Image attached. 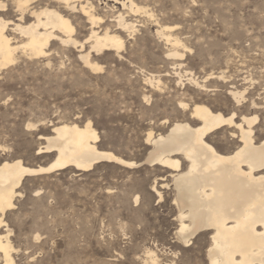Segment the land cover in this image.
I'll return each mask as SVG.
<instances>
[{
	"label": "rangeland",
	"instance_id": "1",
	"mask_svg": "<svg viewBox=\"0 0 264 264\" xmlns=\"http://www.w3.org/2000/svg\"><path fill=\"white\" fill-rule=\"evenodd\" d=\"M93 1L109 22L117 10H123L115 0ZM135 1L151 15L129 17L138 24L137 31L132 37L123 32L126 46L120 53H92L91 58L103 66L101 70L85 65L80 47L59 41L52 43L47 56L20 55L16 63L0 69V162L21 158L29 166H45L49 158L36 155L44 142L39 136L56 122L92 119L102 148L142 163L151 126L162 127L166 117L171 121L188 118L176 108L180 93L187 92L186 100L191 93L196 100L229 114L238 107L229 98L232 86L249 88L246 102L239 108L259 116L254 126L256 140L264 138V0ZM6 17L16 19L15 13ZM71 19L75 36L85 40L91 24L79 15L73 14ZM163 24L175 25L174 35L189 46V51L179 48L185 53L182 61L166 54L173 46L157 33ZM179 62L184 64L181 68L176 66ZM185 70L198 80L222 70L226 78L210 79L211 90L196 88L187 76L182 78L185 85L178 86L176 72L184 74ZM150 73L161 75L168 86L165 92L146 84ZM245 77L253 78L254 84L245 83ZM145 95L152 96L150 102L143 99ZM251 98L259 103L258 109L250 106ZM28 123L35 128L28 129ZM212 136L223 152L234 150L239 143L229 130ZM165 174L159 166L102 162L85 171L63 169L26 176L16 207L5 217L13 230L17 261L146 264V251L151 248L162 264L169 260L207 264L206 237L186 248L175 242L178 223L173 188L162 189L163 201L151 190ZM136 195L140 196L137 202Z\"/></svg>",
	"mask_w": 264,
	"mask_h": 264
},
{
	"label": "bare ground",
	"instance_id": "2",
	"mask_svg": "<svg viewBox=\"0 0 264 264\" xmlns=\"http://www.w3.org/2000/svg\"><path fill=\"white\" fill-rule=\"evenodd\" d=\"M115 1L123 10H117L109 22L97 12L93 0H0V69L16 63L20 55L47 56L52 43L59 41L80 47L85 65L93 71L101 70L103 66L91 58L92 53H120L126 46L123 32L132 37L137 31L138 24L129 17L150 14L146 6L135 0ZM12 13L16 19L6 17ZM73 14L91 24L83 41L75 36ZM175 29V25L163 24L157 33L173 46L166 54L181 60L185 53L179 48L188 50L189 46L174 35ZM177 65L181 68L184 64ZM176 74L178 86L185 85L182 78L187 76L193 86L202 90L210 89V79L226 78L223 70L209 73L204 80L195 78L190 70ZM145 80L160 93L168 87L161 75L150 73ZM244 80L254 84L253 78ZM248 89L232 86L228 90L229 98L238 106L229 114L196 100L191 93L189 100L185 99L186 91L180 93L176 108L188 118L171 121L164 117L162 127L151 126L146 132L145 144L149 147L142 163L102 148L101 136L92 119L52 124L46 134L39 136L44 142L36 153L49 158L47 165L29 166L21 158L0 162V264H21L15 257L18 250L5 217L7 211L16 207L25 177L63 169L85 171L102 162L128 167L148 164L166 171L158 178L161 183L155 181L151 190L163 201L162 189L173 188L174 219L178 223L174 237L178 247H189L199 237H206L205 257L202 254L199 257H204L207 264H264V138L256 140L254 126L259 116L248 115L239 108L246 102ZM151 98L145 95L143 99L150 102ZM250 106L258 109L259 103L251 98ZM27 128L34 129L35 124L28 123ZM221 130H229L238 139L234 150L223 152L213 143L212 135ZM139 198L136 195L135 201ZM146 254V264H162L156 250L150 248ZM172 262L165 264H176Z\"/></svg>",
	"mask_w": 264,
	"mask_h": 264
}]
</instances>
